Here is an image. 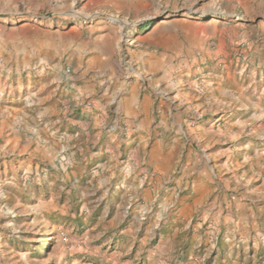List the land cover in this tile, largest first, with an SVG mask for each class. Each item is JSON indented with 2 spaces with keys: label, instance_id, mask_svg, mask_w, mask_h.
I'll use <instances>...</instances> for the list:
<instances>
[{
  "label": "rangeland",
  "instance_id": "374dc122",
  "mask_svg": "<svg viewBox=\"0 0 264 264\" xmlns=\"http://www.w3.org/2000/svg\"><path fill=\"white\" fill-rule=\"evenodd\" d=\"M249 35L230 44L229 37ZM101 39L111 70L148 83L155 71L138 68L137 54L170 60L177 52L165 63L166 84L195 80L193 92L210 95L213 109L242 104L245 116L200 126L206 118L153 111L140 132L136 118L116 126L106 120L104 143L87 129L85 142L75 122H89L101 104L92 88ZM197 57L202 64H193ZM236 59L247 78H226L224 66ZM253 59L264 60V0H0V264H264V72ZM146 92L157 101L169 97L166 87ZM172 120L173 129L153 132ZM198 126L196 138L190 129ZM195 155L209 159L201 173L224 177L229 199L256 208L253 219L243 211L247 226L237 234L209 224L202 204L179 225H158L148 240L163 198H172L162 205L170 214L190 200V179L180 187L176 180L191 175L185 162ZM140 181L158 183L161 192L147 199L144 225H130L132 208L144 203L132 198ZM146 250L159 261L148 262Z\"/></svg>",
  "mask_w": 264,
  "mask_h": 264
},
{
  "label": "crops",
  "instance_id": "0c3cea01",
  "mask_svg": "<svg viewBox=\"0 0 264 264\" xmlns=\"http://www.w3.org/2000/svg\"><path fill=\"white\" fill-rule=\"evenodd\" d=\"M213 20L217 21L219 20V18ZM250 36L251 35L241 37L236 36L231 38L229 37L230 44H243L239 42H245L250 38ZM161 37L164 38L165 33H162ZM223 39L227 38L223 36ZM220 48L221 46L219 45L218 50H215L209 56V63H211L212 65L214 63V60L219 56V53L221 52ZM109 51L110 49L108 48L107 42L105 41V39H101L97 47L98 54L96 57L98 70L95 72V78L93 79L92 84L93 92L95 93L96 91H98V94L101 95L99 96V101L101 102V104H98L96 106V113L93 114L92 117H88L91 118V120L89 119V122H75L77 128H82L80 136L85 137V142H88L89 132H83L87 129L88 131H95V135L97 137L96 140L98 143H104V140L102 139V126L106 123V120H108L107 124L112 123L114 124V126H116V123L118 124L121 120L136 118V129L138 132H140L143 126V119L146 116L153 114V111L159 112V114H161V117L164 113L167 112L168 115H172L173 117L178 118L183 117L186 119H192L197 116H200L203 119L206 118V120L197 122V124H201L200 126L208 124L213 117L224 118L231 115L236 116V118H241L246 114L244 113L246 107L242 104L241 106H233L228 109H213L211 107V102L213 101L210 95L205 93V91H200L198 92V94L194 93L197 86L195 80H187L186 82L181 84L178 83L176 84V87H171L170 85L166 84L165 81H167V78L164 74L165 63L169 61L173 63V61H176L178 57L177 52L171 51V54L167 55L168 57H170V60L165 59L162 53L155 52L148 54L145 52H139V54H137L135 62L139 64L138 68H141L143 70L153 69L155 71L152 74L150 82L148 83L146 79H143L141 77V74L138 76H133L132 71L125 74L123 73L121 68L117 67L114 68V70H111L110 63L112 60V56L110 55ZM239 51V55H242L243 49H240ZM224 54L229 55L231 53L224 51ZM193 61V64L203 63L202 58L198 57L193 59ZM252 62L253 68L255 67L258 72H260L262 69L264 72V60H258V62H255V59H253ZM232 64L233 63L231 61H228V66H224L226 78L236 77L239 80H241V78H244V64L239 63L237 59L233 66ZM227 68H232L231 74H229ZM208 76L209 73L205 74L203 77ZM245 77L247 78L248 76L246 75ZM242 80L244 81V79ZM203 82L205 83V85L208 84V81ZM165 87L167 88V91H169V97L165 101H157L155 96L153 97L146 92V88H149L150 91L155 95L156 93L160 92L161 89L164 90ZM204 88L207 89V87L205 86ZM246 101L248 103H251L250 98H247ZM99 118L104 119L100 120ZM175 123L176 122L172 120L171 127H169L168 122H159L157 126L153 127V132L158 133L160 131L161 135H163L169 129H173ZM65 125H68V123H65ZM176 126L179 128L178 124ZM205 130V128L201 129V133L205 134ZM190 133H194L196 137L197 134L200 133L199 126L190 129ZM207 133L209 134V131H207ZM76 135L77 137L75 140H81L82 137L78 138V133H76ZM65 136L68 137L69 135ZM112 137V141H114L115 136ZM140 141H142V139ZM210 144V141H204L205 148H208ZM178 146L179 143L175 140V145H173V148ZM151 148L152 147H149V150H151ZM205 161L209 163V159L207 157L195 155L194 157H190L189 160L185 162V165L189 167L191 171V175H186V181H184V176L181 175L180 177H178L176 180V186L180 187L183 183H186L188 185L187 179H190V195L187 198H190V200L188 201L191 202L189 203L187 201L186 203H183L181 209L177 210L175 214H170L162 205H169V203L172 202V198L169 196L163 198L161 200V207L157 210L156 213V219L158 222H149L147 224V228H149V230L147 231L148 234L151 233V230L158 225H161L160 227H163V225H179V223L183 220L184 213L191 211V209H195L197 206H201L202 204L205 208V210H203L204 219L207 220L209 224L217 225L223 229H231V232H236L237 234H239L240 229H245V227L247 226L243 225V211H247V213L245 212V217H247L248 215L251 219H253V211H255L256 208H253L248 204L246 205L238 203V200H236L235 197L229 199V195H226L227 185L225 183L226 180L223 176L213 175L211 172H209V174L201 173V166L203 165V162L205 163ZM159 186L160 185L158 183L151 187H149L148 185L143 186L142 181L131 186V190L133 192V200L137 201V199H143L144 203H141L138 206L132 208V219L130 225H144V223H141L143 219L142 215L144 213H148L149 210H151V208L149 209L146 201L148 198L152 197L153 194L154 198L159 197V193L161 192V187ZM166 193H168V191ZM185 198L186 197H184V199ZM131 207H133V205H131ZM180 216H182V218H180ZM161 220L165 221L159 224ZM189 224V222H186L182 225ZM173 231L177 232V228H175ZM147 239L151 240L150 234ZM145 257L148 262L154 261L157 263L160 259L159 253L155 250H146Z\"/></svg>",
  "mask_w": 264,
  "mask_h": 264
}]
</instances>
